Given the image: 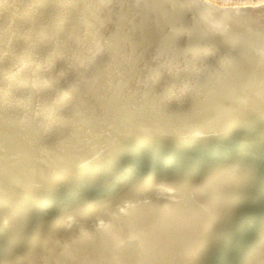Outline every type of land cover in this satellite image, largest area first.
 I'll return each mask as SVG.
<instances>
[{
  "label": "bare ground",
  "instance_id": "bare-ground-1",
  "mask_svg": "<svg viewBox=\"0 0 264 264\" xmlns=\"http://www.w3.org/2000/svg\"><path fill=\"white\" fill-rule=\"evenodd\" d=\"M255 132L264 137V0H0L2 255L18 257L13 242L41 203L78 193L122 156L134 166L171 151L169 161L182 155L175 169L187 156L246 152ZM226 169L158 179L45 228L25 262L190 264L241 195ZM136 206L148 215L111 223ZM252 238L232 264H264V226ZM211 254L205 264L222 261Z\"/></svg>",
  "mask_w": 264,
  "mask_h": 264
},
{
  "label": "water",
  "instance_id": "water-1",
  "mask_svg": "<svg viewBox=\"0 0 264 264\" xmlns=\"http://www.w3.org/2000/svg\"><path fill=\"white\" fill-rule=\"evenodd\" d=\"M256 133L257 132L251 134L252 139L249 144V150L245 149L246 152H237L238 149H235L233 150L234 152L231 151L230 153H226L227 150H222L220 151L223 152L221 155L207 157L205 159L201 157L204 154L195 155L193 157L187 156L184 157L186 159L185 162L175 169L174 166L180 161V156L182 155L178 156V154H176L175 158H173L174 160L169 161L168 157L174 154V152L171 151H169L168 157L156 158L151 155L143 159H137L134 166L130 165L131 163H129L126 156L120 157L113 168H110V170L105 173H99L96 180L93 182L90 180L89 183L91 184L82 183L76 185L75 187L80 190L77 191L78 193L72 191L65 192L60 195L62 198L60 197L54 200L56 201L54 205L49 204L43 206L41 203L38 208L33 210V212L29 214V219L22 225L21 229H23V231H20L21 234L18 233L20 240L13 242V249H11V252L15 254L18 247L21 250L20 254L15 258L12 257L11 253H8V255H6V253L5 256L0 253V264H7V261L10 260H12V262L8 264H26L25 261L33 259L34 252L31 251V248L37 250L38 253L41 249L38 245L36 246V244L39 242L40 247L44 246V240L41 234L34 236L36 233L49 227L55 230L59 229L63 226L62 222H65L68 218H79L83 220L84 217H88V214L93 212L98 206L102 205L103 210H105V207L113 203V201H116L120 197H124L122 196L124 193H131L128 194V196L134 195L135 192L133 191H138L141 187H149L158 179H162L164 184L165 181L171 183V180L174 178H184V180L188 181L197 180L203 176L206 177L207 172H217V170L219 171L221 168H227L226 170H228L226 175L232 182L229 188L231 194L234 191L236 194L241 195L239 199L234 200L233 203L231 202V205L228 206L230 210H228L229 214L226 216L230 215V217L222 234L219 233V235L221 234L220 237L218 236L219 238L216 239L206 238V242H202V245L209 243V247L206 248L203 246V248L202 245H200L201 261L200 256L197 255V260L193 257L194 259H192L194 262L192 261L190 264H205L208 256L214 249L219 247L221 248L218 254H211L210 258L222 254L223 263L225 264V262H227V264H232L233 262H231V260L233 261L236 257L241 259L243 256L238 255L237 252L245 247V244L259 228L264 226V137L261 136L259 139ZM251 146H253V148H251ZM238 147H240V149L246 148L243 146ZM188 157L190 158L187 159ZM191 162L193 165H184L185 163ZM100 176L101 178L99 179ZM206 181L210 180L207 179ZM106 184L108 185L106 186ZM101 186L105 187L102 188ZM155 186L161 185L157 184ZM75 187L73 188L76 189ZM160 189L161 188L154 187L152 191L159 193ZM165 192L166 191L160 193H169V191ZM171 192H173L174 195H178L179 193L176 189H171ZM186 193L189 194L190 191L187 190ZM75 194L77 195L76 197L74 196ZM182 196L187 197L183 194ZM55 197L58 196H52L50 199L53 200ZM225 210H227V207ZM147 212H149V210L142 208V206H136L132 210L129 209L124 213L122 211L115 212L114 215L118 214L116 216L118 218H113L111 223L119 225L123 222H129L127 224H135L142 220L144 214L148 215ZM75 214H78V216H75ZM108 218L110 217L107 216L102 218V220L104 219L106 221L104 223H108ZM1 226L0 224V227ZM109 227L112 228V226ZM106 236L111 238L109 235ZM239 240L241 241L240 243H238ZM28 248H30V250ZM222 250L223 252H221ZM228 250L230 251L229 254L227 252ZM38 256L35 259H37ZM226 257L229 258L226 259ZM3 259L5 262L1 263ZM210 261L214 260L211 259ZM210 261L209 263H211ZM222 261L217 262V264H222ZM214 263L215 262H213V264Z\"/></svg>",
  "mask_w": 264,
  "mask_h": 264
}]
</instances>
